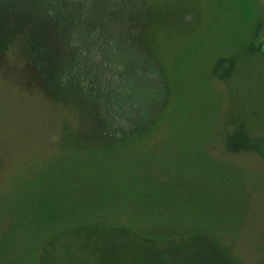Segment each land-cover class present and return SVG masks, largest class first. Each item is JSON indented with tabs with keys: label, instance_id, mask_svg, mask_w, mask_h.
<instances>
[{
	"label": "rangeland",
	"instance_id": "obj_1",
	"mask_svg": "<svg viewBox=\"0 0 264 264\" xmlns=\"http://www.w3.org/2000/svg\"><path fill=\"white\" fill-rule=\"evenodd\" d=\"M257 35L264 0H0V264H264Z\"/></svg>",
	"mask_w": 264,
	"mask_h": 264
},
{
	"label": "trees",
	"instance_id": "obj_2",
	"mask_svg": "<svg viewBox=\"0 0 264 264\" xmlns=\"http://www.w3.org/2000/svg\"><path fill=\"white\" fill-rule=\"evenodd\" d=\"M6 23H3L2 24V27H3V25H5ZM11 32H14V31H11ZM35 45V44H34ZM34 45L32 44V53H33V50H34V52L36 51L35 49H34ZM59 61H60V59H59ZM58 60L56 61V63H57V67L55 68V74H54V78L56 79V81H57V83H58V79H60L61 78V76H62V73H63V70L61 69V63L59 62ZM58 62H59V64H58ZM42 75V74H41ZM42 77H43V79H44V81L46 82V83H48V85H51L52 83H51V81H53L51 78H47L46 76H43L42 75ZM53 78V79H54ZM58 78V79H57ZM164 79V78H163ZM49 89H50V86H49ZM51 90V89H50ZM53 93V92H52ZM77 96H79L80 98L82 97L81 95H78L77 94ZM86 97V96H85ZM87 98V97H86ZM88 99V98H87ZM89 100V99H88ZM97 112H98V109H97ZM97 112L95 111V115H97ZM97 119H99L98 117H97ZM99 123L102 125V122L100 121V119H99ZM143 123H145L144 121H143ZM141 125H143V124H141ZM103 128H101V130H102ZM100 136L102 137V139L105 141V134L102 132V131H100ZM128 140V139H127ZM103 141V142H104ZM126 140H124V141H122V143L123 142H125ZM111 143H114V142H111ZM110 143V144H111ZM121 143V142H120ZM107 144V143H106ZM121 231V230H120ZM103 232H106V231H103ZM103 232H101V233H103ZM71 233H73V232H71ZM120 233H122V234H120L121 236L120 237H129V238H138L139 237V233H137V232H132V231H130L129 230V232L127 231V230H123V231H121ZM124 233V234H123ZM103 235H105V234H103Z\"/></svg>",
	"mask_w": 264,
	"mask_h": 264
},
{
	"label": "flooded vegetation",
	"instance_id": "obj_3",
	"mask_svg": "<svg viewBox=\"0 0 264 264\" xmlns=\"http://www.w3.org/2000/svg\"><path fill=\"white\" fill-rule=\"evenodd\" d=\"M258 36V38H259V35H257ZM259 40H260V43H264V39L261 37V38H259ZM264 47V46H263ZM263 50H264V48H263Z\"/></svg>",
	"mask_w": 264,
	"mask_h": 264
}]
</instances>
